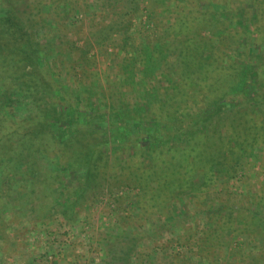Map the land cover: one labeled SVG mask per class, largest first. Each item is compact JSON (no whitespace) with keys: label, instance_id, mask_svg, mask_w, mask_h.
Returning a JSON list of instances; mask_svg holds the SVG:
<instances>
[{"label":"trees","instance_id":"1","mask_svg":"<svg viewBox=\"0 0 264 264\" xmlns=\"http://www.w3.org/2000/svg\"><path fill=\"white\" fill-rule=\"evenodd\" d=\"M95 1L125 11L96 32L99 44L117 28L128 30L118 21L139 17L143 7V0ZM166 1L155 3L162 6ZM172 2L175 11L162 27L161 39L140 49L134 45L138 58H129L122 66L125 85L139 94L138 100L123 97L101 106L92 94L76 95L57 79L32 32L33 18L24 10L26 4L39 13L41 5L1 0L5 12L0 16V243L11 246L15 241L5 234L7 198L12 194L20 196L15 203L18 213L31 217L37 210L31 198H41L38 213L43 221L59 214L66 223H75L87 192L98 177L107 179L111 159L112 170L125 180L122 184L141 189L138 200L144 216L166 217L171 223V207L190 196L193 207L215 225L203 242L211 263L221 257L231 264L221 254L224 231L252 235L264 228V216L252 211L246 221L240 205L222 201L216 208L214 201L220 182H230L240 164L236 161L241 142L231 145L220 123L231 115L236 121L243 116L260 130L241 148L244 155L263 139L264 75L256 68L255 56L264 43V0ZM137 71L144 74L140 83ZM158 72L176 79L167 87L149 88ZM104 121L110 128L103 127ZM219 158L232 159L233 165L226 166ZM70 174L76 177L72 183L65 178ZM19 179L20 189L15 185ZM140 236L137 232L134 237ZM132 251L111 249L108 264H129ZM179 261L175 258L174 263Z\"/></svg>","mask_w":264,"mask_h":264},{"label":"rangeland","instance_id":"2","mask_svg":"<svg viewBox=\"0 0 264 264\" xmlns=\"http://www.w3.org/2000/svg\"><path fill=\"white\" fill-rule=\"evenodd\" d=\"M28 1L31 6L38 3L42 7L41 12L37 13L24 4L26 17L33 18L30 24L33 25L32 32L37 43L67 91L76 95L92 94L95 102L101 106L118 103L123 97L126 101L138 100L139 94L125 85L122 66L127 59L138 58L134 45L140 46V49L146 42L161 39L162 27L175 11L172 0L162 6L155 3V0H143L141 17L120 19L119 24L129 29L125 31L117 28L101 44L94 35L118 20L117 17L125 12L124 9L104 8L95 0H61L58 8L59 0ZM4 12L0 0V16ZM242 13L245 14L244 11ZM206 33L211 36L208 31ZM262 44L256 49L255 65L263 77ZM137 72L136 80L139 82L144 74L142 71ZM174 78H164L158 72L157 77H152V83L149 82L147 86L155 90L160 86L167 87ZM260 116L263 118L262 114H258L257 118L260 119ZM242 117L236 121L234 115H231L228 121L220 123L231 145L234 140L241 142L236 161L240 164L230 182H220V193L214 201L216 208L221 206L222 201L226 205H240L245 210L242 213L247 221L252 218V211L264 216V194L261 193L264 189V129L261 131L263 139L259 138L260 141L255 142L251 152L244 155L241 148L251 143L252 138H257L260 130H255L251 121ZM102 124L104 128H110L107 121ZM114 130L112 128L110 132ZM112 162L114 159L106 167L107 179L103 175L98 177L96 185L87 192L79 210V219L75 223H66L59 214L53 220L43 221L38 213L41 210V198H31L34 208H37L31 217H27L28 214L23 211L18 213L20 210L18 206L15 207L16 201L20 199L18 193L7 198L9 207L5 210V219L9 225L5 234L15 241L11 246L7 245V241L0 243V256L12 251L14 254L23 252L40 260L41 264H58L63 256L73 253L74 258L81 257L77 259V264H108V252L111 249L116 252L132 247L129 264H176L175 258L180 260L178 264H227L221 257L217 262L209 261V252L204 251L203 242L207 234L215 229V225L206 213L193 207L190 196H183L182 200L171 207V223H168L166 217L152 214L144 216L138 200L141 189L129 183L122 184L125 180L112 170ZM218 162L232 166L234 160L219 158ZM201 177L200 174L196 176L198 183ZM65 178L72 183L76 177L70 174L65 175ZM22 183L19 179L15 185L19 188ZM119 192L123 194L112 199ZM106 198L108 201L103 200ZM110 201L115 207L108 203ZM248 209L249 212L246 211ZM86 226L90 228L86 229ZM237 226L239 228L241 225ZM137 232L141 233L138 239L134 237ZM220 238L223 242L221 254L231 264H264V228L259 227L252 235L227 230Z\"/></svg>","mask_w":264,"mask_h":264},{"label":"crops","instance_id":"3","mask_svg":"<svg viewBox=\"0 0 264 264\" xmlns=\"http://www.w3.org/2000/svg\"><path fill=\"white\" fill-rule=\"evenodd\" d=\"M7 253L0 256V264H41L40 260H35L32 258L31 255L23 252H18L16 254L13 253ZM81 258L80 256L77 258H74L73 253H68L65 256L62 257L58 264H77V259Z\"/></svg>","mask_w":264,"mask_h":264},{"label":"built area","instance_id":"4","mask_svg":"<svg viewBox=\"0 0 264 264\" xmlns=\"http://www.w3.org/2000/svg\"><path fill=\"white\" fill-rule=\"evenodd\" d=\"M123 192H119L118 194H114V196H112V199L115 197V196H119V195H122ZM104 201H108L107 198L106 199H103ZM109 204H112L113 207H115V205L113 204V202H108ZM90 227L89 226H86V229H89Z\"/></svg>","mask_w":264,"mask_h":264}]
</instances>
